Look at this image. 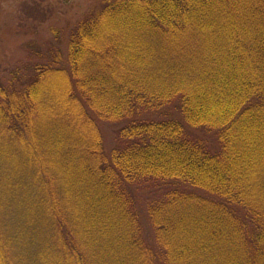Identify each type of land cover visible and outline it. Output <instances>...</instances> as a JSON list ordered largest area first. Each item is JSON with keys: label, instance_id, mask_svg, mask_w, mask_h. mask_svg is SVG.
I'll list each match as a JSON object with an SVG mask.
<instances>
[{"label": "trees", "instance_id": "16d2710c", "mask_svg": "<svg viewBox=\"0 0 264 264\" xmlns=\"http://www.w3.org/2000/svg\"><path fill=\"white\" fill-rule=\"evenodd\" d=\"M66 30L0 81V264H264V0H96Z\"/></svg>", "mask_w": 264, "mask_h": 264}, {"label": "rangeland", "instance_id": "374dc122", "mask_svg": "<svg viewBox=\"0 0 264 264\" xmlns=\"http://www.w3.org/2000/svg\"><path fill=\"white\" fill-rule=\"evenodd\" d=\"M95 1L0 0V81L9 76L13 68L25 67L37 61L33 51H29L30 43H47L65 48L68 42V24L81 20L92 9ZM34 4L39 5L37 9L47 12L49 18L46 22H34L26 17L24 7ZM52 28L64 32L57 43ZM47 48L48 46L45 50ZM100 126L108 151L114 145L115 128L105 123H100Z\"/></svg>", "mask_w": 264, "mask_h": 264}]
</instances>
